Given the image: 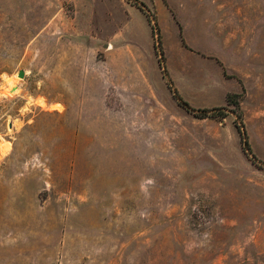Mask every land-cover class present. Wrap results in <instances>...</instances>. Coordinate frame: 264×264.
Instances as JSON below:
<instances>
[{"label":"rangeland","instance_id":"374dc122","mask_svg":"<svg viewBox=\"0 0 264 264\" xmlns=\"http://www.w3.org/2000/svg\"><path fill=\"white\" fill-rule=\"evenodd\" d=\"M137 1L0 0V264H264V0Z\"/></svg>","mask_w":264,"mask_h":264},{"label":"crops","instance_id":"0c3cea01","mask_svg":"<svg viewBox=\"0 0 264 264\" xmlns=\"http://www.w3.org/2000/svg\"><path fill=\"white\" fill-rule=\"evenodd\" d=\"M152 50H153V47H152ZM148 52H149L148 43H145L138 36V33H137V99L141 98V94H139L141 90H144L145 95H149L153 99L159 98V94L154 84L152 74L150 73V71L147 68V65L145 64V58L147 57ZM204 76L205 78L210 77L209 75H204ZM227 80L235 82L234 79H227ZM207 83H209V81H207ZM239 91H240V87L239 89H234V90H231V92H227L225 97L223 95L221 102L217 103L215 102V99H214L215 97L212 95L211 91L208 89H205L204 94L206 95L205 100H207V102L201 108L210 109V110L221 108V107H218L217 105L222 104L223 101H225L226 105L228 106L227 99H226L227 94H237ZM194 122L196 124H200V126H208L209 128V130L207 131L208 133H202L201 135V136L210 138V140H208L209 141L208 143L211 146L208 147V150L214 151L215 147H219L221 145V135H218L216 133L217 131L220 132V129L218 127L219 125H217V122L213 118L208 117L206 119H195ZM193 132L194 130H192L191 134ZM197 136H199V132Z\"/></svg>","mask_w":264,"mask_h":264},{"label":"trees","instance_id":"16d2710c","mask_svg":"<svg viewBox=\"0 0 264 264\" xmlns=\"http://www.w3.org/2000/svg\"><path fill=\"white\" fill-rule=\"evenodd\" d=\"M134 1L137 2V4H139L137 0H134ZM137 8H139L143 13H145V15L147 16V18L149 20V23L151 24L154 38L157 39V41L155 43V50H156L157 54H160V37L158 35H156L157 24L155 23V20L151 17L150 13L148 11H145V8L143 5L140 4V6H137ZM160 56H161L160 66L162 67V70L166 75L167 73L164 70L163 57L161 54H160ZM170 89L174 95V98L177 100V103L179 104V106L184 108L187 112L195 115L199 119H206V118L210 117V114H213L214 112H228L229 111V109H227L228 106H234L240 110V99L242 98V95H239V94H228L227 95V104H228L227 107L216 108V109H212V110H210V109L197 110V109L192 108L187 102L183 101L179 97L177 92L173 90L172 86H170ZM232 113H234L237 117V122L235 123V127L237 129V132L240 135L243 150L248 157H250L251 159L256 161L257 160L256 157L252 154V149H251V146H250V143L248 140V136H247L245 126L241 122L242 116H241V114L237 115L234 111ZM226 117H227V115L225 114L224 118H226Z\"/></svg>","mask_w":264,"mask_h":264},{"label":"bare ground","instance_id":"6f19581e","mask_svg":"<svg viewBox=\"0 0 264 264\" xmlns=\"http://www.w3.org/2000/svg\"><path fill=\"white\" fill-rule=\"evenodd\" d=\"M110 49H111V47H110ZM16 81H17V79H15ZM17 82H11L10 83V88H9V92H14L16 89H17ZM3 149H5L6 150V148L5 147H3ZM9 149V148H8ZM1 151H4V150H1ZM5 153V152H4ZM7 154V153H6ZM3 155H5V154H3Z\"/></svg>","mask_w":264,"mask_h":264},{"label":"water","instance_id":"95a60500","mask_svg":"<svg viewBox=\"0 0 264 264\" xmlns=\"http://www.w3.org/2000/svg\"><path fill=\"white\" fill-rule=\"evenodd\" d=\"M19 77H20L21 79H24V78H25V72H24V71H21V72L19 73Z\"/></svg>","mask_w":264,"mask_h":264}]
</instances>
